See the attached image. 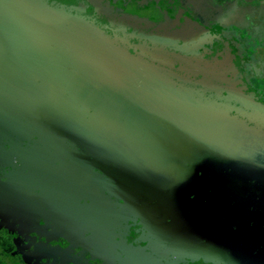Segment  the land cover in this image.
<instances>
[{
  "label": "water",
  "instance_id": "95a60500",
  "mask_svg": "<svg viewBox=\"0 0 264 264\" xmlns=\"http://www.w3.org/2000/svg\"><path fill=\"white\" fill-rule=\"evenodd\" d=\"M158 9L150 19L105 0H0V137L66 138L93 155L85 179L98 168L141 188L124 200L156 208L166 193L146 187L165 188L173 169L247 164L264 148V104L214 60L207 27Z\"/></svg>",
  "mask_w": 264,
  "mask_h": 264
},
{
  "label": "flooded vegetation",
  "instance_id": "af4514ba",
  "mask_svg": "<svg viewBox=\"0 0 264 264\" xmlns=\"http://www.w3.org/2000/svg\"><path fill=\"white\" fill-rule=\"evenodd\" d=\"M105 1L150 19L158 5L181 7L215 37L214 60L264 104V0ZM84 152L66 138L1 133L0 264H264V148L242 167L214 157L173 169L165 188L146 187L166 193L162 208L142 194L127 202L141 188L98 168L100 179H85Z\"/></svg>",
  "mask_w": 264,
  "mask_h": 264
}]
</instances>
